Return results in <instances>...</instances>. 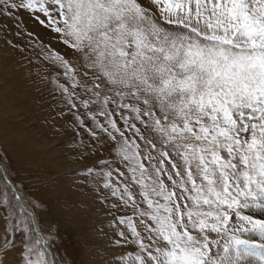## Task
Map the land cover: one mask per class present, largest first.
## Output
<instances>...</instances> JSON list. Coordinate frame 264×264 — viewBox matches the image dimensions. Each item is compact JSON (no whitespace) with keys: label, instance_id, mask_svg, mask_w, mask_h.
Masks as SVG:
<instances>
[{"label":"snow or ice","instance_id":"obj_1","mask_svg":"<svg viewBox=\"0 0 264 264\" xmlns=\"http://www.w3.org/2000/svg\"><path fill=\"white\" fill-rule=\"evenodd\" d=\"M149 3L159 15L140 0H4L9 13L19 8L41 14L39 22L61 34L93 69L98 82L91 89L85 85L92 93L81 97L86 110L107 119L115 115L106 110L111 100L145 125L144 132H135L147 154L127 138L117 152L141 199L134 200L128 187L112 189L107 179L103 185L140 218L138 225L131 217L119 219L132 240L126 232L118 234L138 245L135 264H242L249 256L264 264V247L228 227L234 213L251 226L236 231L264 237V221L237 210H264V0ZM64 68L72 71L66 62ZM60 87L71 110L72 93ZM126 99L135 103H123ZM120 116L131 131L135 125L123 112ZM73 123L81 131L87 126L92 136H124L115 120L103 125L95 116L87 122L77 114ZM103 175L111 177L112 171ZM209 234L226 237L222 254H209L218 243Z\"/></svg>","mask_w":264,"mask_h":264},{"label":"rangeland","instance_id":"obj_2","mask_svg":"<svg viewBox=\"0 0 264 264\" xmlns=\"http://www.w3.org/2000/svg\"><path fill=\"white\" fill-rule=\"evenodd\" d=\"M9 2L19 3V0ZM140 2L154 15H159L149 0ZM38 16L43 18L41 14L32 15L19 8H12L9 13L4 0H0V164L24 207L34 213L40 234L51 247V264H135L133 258L139 252L138 245L126 242L118 234L126 232L127 240H132L131 233L119 219L131 217L138 225L140 218L103 185L107 179L112 189L122 192L128 187L134 192V200L141 199L139 185L117 152L127 138L147 154L144 140L135 132L136 128L144 132L145 125L134 119L135 113L117 107L111 100L106 110L115 115L107 119L98 111L83 107L81 97L87 100L92 96L90 91H85V85L89 89L93 87V69L79 52L69 47L61 34L41 24ZM64 62L71 72L66 73ZM73 83L77 84L75 89ZM60 85L72 93L76 106L71 110L66 104L69 96ZM123 103L135 102L126 99ZM90 108L96 106L90 105ZM121 112L135 125L131 131L121 118ZM77 114L87 122L95 116L96 122L103 125L115 120L117 127L124 130V136L119 132L115 139L107 132L92 136L87 126L78 130L73 123ZM142 162L148 166L147 161L142 159ZM89 169H92L90 174ZM108 171H112V176L105 178L103 173ZM162 178L166 184L172 183L166 175ZM116 204L120 205L119 211ZM142 207L146 209L147 205ZM237 210L248 216L245 209ZM235 220V214L231 213L228 227L235 234L264 247V242L253 239L249 232L243 235L236 231ZM145 223L151 224L146 218ZM138 231H141L139 227ZM209 238L218 241L214 247L210 245L209 254H222L226 237L209 234ZM46 255L33 234L28 215L19 208L0 175V264H28V261L49 264ZM250 257L242 258V264H250V259L254 258Z\"/></svg>","mask_w":264,"mask_h":264},{"label":"bare ground","instance_id":"obj_3","mask_svg":"<svg viewBox=\"0 0 264 264\" xmlns=\"http://www.w3.org/2000/svg\"><path fill=\"white\" fill-rule=\"evenodd\" d=\"M39 91H40V89H39ZM0 167H1V169H3V171H4V174H5V176H2L1 175V173H0V175L4 178V180L6 181V180H8V183H9V190L12 192V194L14 195V197H15V199L17 200H19L20 199V203H19V207L22 209V208H25L26 209V205H25V207H24V203H23V201H22V199L20 198V196H19V194H18V192H17V190H16V188L13 186V184L11 183V181H10V179L8 178V175H7V173H6V171L4 170V168L2 167V165L0 164ZM7 185V184H6ZM8 187V186H7ZM249 217H251L253 220H261V221H264V210H260V209H254V208H248V209H245V211H244ZM244 213V214H245ZM243 214V213H242ZM235 221H237L236 222V225L238 226V228L237 229H240V228H243V227H248V228H251V226L250 225H247L246 223H244V222H241V221H238V220H235ZM38 228V227H37ZM39 230V229H38ZM253 237V239H255V240H258V241H261V242H264V237H262L261 235H260V233L258 232V231H256V232H254V233H251L252 231L250 230V231H248ZM240 234H246L245 232H241ZM39 235H41V234H37V240L40 242V246H42L43 245V251H46L47 252V255H46V257L48 258V262H50L49 260H51V258H52V255H51V247H49V246H45L42 242H43V240L44 239H42ZM247 235V234H246ZM246 237V236H245ZM42 241V242H41ZM45 242V241H44ZM42 244V245H41ZM252 244H254V243H252ZM49 255H50V257H49ZM248 258V257H247ZM251 258V257H250ZM257 258L256 257H254V258H251L250 259V264H258L257 262ZM51 262H52V260H51ZM49 264H51V263H49Z\"/></svg>","mask_w":264,"mask_h":264},{"label":"water","instance_id":"obj_4","mask_svg":"<svg viewBox=\"0 0 264 264\" xmlns=\"http://www.w3.org/2000/svg\"><path fill=\"white\" fill-rule=\"evenodd\" d=\"M0 173H1L2 176H5L4 171H3V169H1V167H0ZM5 183L7 184L8 188H10V187H9L10 185H9V183H8V180H6ZM17 202H18V204H19V203H20V199H19V200L17 199ZM36 233L39 234V231H38L37 229H36ZM39 236H40L42 239H44V238H43V235H39ZM41 242H42V241H41ZM42 243H43L45 246H47V244L44 242V240H43ZM41 245H42V244H41ZM41 248H42V250H43V245L41 246ZM49 261H50L49 263H51V260H49Z\"/></svg>","mask_w":264,"mask_h":264}]
</instances>
